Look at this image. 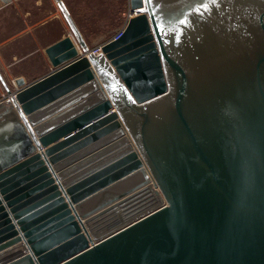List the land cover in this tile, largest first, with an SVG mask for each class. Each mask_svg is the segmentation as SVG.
<instances>
[{
    "label": "water",
    "instance_id": "1",
    "mask_svg": "<svg viewBox=\"0 0 264 264\" xmlns=\"http://www.w3.org/2000/svg\"><path fill=\"white\" fill-rule=\"evenodd\" d=\"M56 1L53 69L0 70V264H264V0H130L94 52Z\"/></svg>",
    "mask_w": 264,
    "mask_h": 264
},
{
    "label": "crops",
    "instance_id": "2",
    "mask_svg": "<svg viewBox=\"0 0 264 264\" xmlns=\"http://www.w3.org/2000/svg\"><path fill=\"white\" fill-rule=\"evenodd\" d=\"M90 49L109 40V31H89L79 22L71 0H63ZM93 3V0H83ZM71 33L56 0H10L0 2V70L15 89V79L26 83L48 74L53 66L45 49ZM6 91L0 81V100Z\"/></svg>",
    "mask_w": 264,
    "mask_h": 264
},
{
    "label": "rangeland",
    "instance_id": "3",
    "mask_svg": "<svg viewBox=\"0 0 264 264\" xmlns=\"http://www.w3.org/2000/svg\"><path fill=\"white\" fill-rule=\"evenodd\" d=\"M79 22L89 31H109V39L124 28L130 13V0H71Z\"/></svg>",
    "mask_w": 264,
    "mask_h": 264
},
{
    "label": "snow or ice",
    "instance_id": "4",
    "mask_svg": "<svg viewBox=\"0 0 264 264\" xmlns=\"http://www.w3.org/2000/svg\"><path fill=\"white\" fill-rule=\"evenodd\" d=\"M141 3L144 5L138 9V11L142 13H149L151 12L153 14V20L156 22V30L161 32V35H163L166 32V26L161 24L160 20L155 15L158 11L157 5L159 3V0H141ZM219 6V0H199L198 5L195 7L194 12L196 14H204L207 12L210 8L213 6ZM147 16H145V19ZM179 23L181 25H187L190 23L189 17H185L184 19L180 20ZM127 91V89H125ZM129 98L131 99V95H129Z\"/></svg>",
    "mask_w": 264,
    "mask_h": 264
},
{
    "label": "built area",
    "instance_id": "5",
    "mask_svg": "<svg viewBox=\"0 0 264 264\" xmlns=\"http://www.w3.org/2000/svg\"><path fill=\"white\" fill-rule=\"evenodd\" d=\"M9 1H10V0H0V2H9ZM130 17H132V13H131V11H130V13H129V16H128V20H127V22H126V25H125L124 28H123L122 30H120V31H119V32H118L113 38H118V37H120V36L122 35V33H123L125 27L127 26V23H128V21H129ZM101 45H102V44H101ZM101 45H99L98 47L92 49L93 52L96 51V50H98V49H100V48H101Z\"/></svg>",
    "mask_w": 264,
    "mask_h": 264
}]
</instances>
